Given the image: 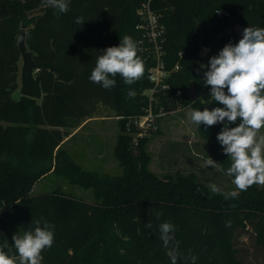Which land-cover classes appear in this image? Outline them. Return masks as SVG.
<instances>
[{"label":"trees","instance_id":"1","mask_svg":"<svg viewBox=\"0 0 264 264\" xmlns=\"http://www.w3.org/2000/svg\"><path fill=\"white\" fill-rule=\"evenodd\" d=\"M141 2L70 0L69 11L58 13L42 0H0V240L7 239L11 246L14 234L41 219L55 226V242L42 253V264H98L100 255L105 264H171L158 227L170 222L178 242L177 264H193L192 256L194 264H250L240 258L236 241L241 232L251 231L264 248V185L225 199L195 173L160 178L149 171L145 140H140L135 155L128 130L138 132L133 120L148 107L142 94L153 86L148 73L154 60L138 52L146 72L132 85L119 75L110 90L89 80L103 50L119 46L125 35L139 44ZM152 8L166 28L167 69L180 66L167 80L170 89L160 94V105L166 111L175 109L167 96L182 91L180 105L196 110L224 107L211 100V88L199 75L201 48L220 52L228 43L238 44L235 26L241 36L247 27L264 28V0H153ZM37 11L41 13L33 14ZM20 27L27 30V45L42 78L41 100L12 97L19 89ZM130 90L134 98L128 96ZM98 103L125 116L116 147L124 168L121 176L85 171L64 149L69 130L92 117ZM223 127L201 125L198 131L226 172L231 160L217 140ZM51 172L92 188L95 202L58 192L33 195L35 185ZM158 212L163 213L159 219ZM149 221L152 229L145 227Z\"/></svg>","mask_w":264,"mask_h":264},{"label":"clouds","instance_id":"2","mask_svg":"<svg viewBox=\"0 0 264 264\" xmlns=\"http://www.w3.org/2000/svg\"><path fill=\"white\" fill-rule=\"evenodd\" d=\"M42 3L58 13L69 11L70 0H42ZM76 22L81 23L80 18ZM139 51L138 43L125 35L119 46L108 47L96 58L89 80L109 90L116 86L117 75L127 85L138 82L146 72ZM209 64L204 72L205 85L211 88V100L224 107L192 110L189 118L197 126L224 125L217 140L231 160L225 174L234 177L235 190L222 193L215 183H210L208 188L212 193L223 194L225 199L238 198L240 192L251 186L264 185V135H260L264 128V28H245L238 44L225 45L217 56L210 58ZM135 95L134 90L128 92L130 98ZM238 120V126L230 127ZM215 163L213 159L206 161L211 167ZM162 214L156 213L157 219ZM32 224L34 227L13 235L14 244L11 246L7 239L0 240V264H42V253L55 242V226L41 219L32 221ZM145 227L152 229L154 226L149 221ZM158 227L159 239L171 264H177L180 254L174 236L175 225L163 222ZM191 259L194 264L196 257Z\"/></svg>","mask_w":264,"mask_h":264},{"label":"rangeland","instance_id":"3","mask_svg":"<svg viewBox=\"0 0 264 264\" xmlns=\"http://www.w3.org/2000/svg\"><path fill=\"white\" fill-rule=\"evenodd\" d=\"M40 13L41 11H37L33 14ZM217 55L218 52L213 51L209 46L201 48L198 65L203 72L199 75L204 77V72L210 67V58ZM20 89L19 82V89L13 93V99H20L22 96ZM192 110L196 109L191 105H179L159 117L152 126L146 127L142 135H139V127H137L138 132H130L129 129L135 155H138L140 140L144 139L145 151L150 157L148 169L160 178L176 175L178 172L186 175L195 173L200 182L207 186L215 183L221 188L222 193L235 190V185L232 183L234 178L225 174L207 141L200 136L198 126L191 122L189 114ZM124 117L118 109L98 103L92 117L83 121L78 128L69 130L72 139L64 145V149L85 171L121 176L124 168L117 158L116 147ZM260 135H264V128L260 130ZM209 159L216 162L214 167L206 164ZM54 192L87 203L95 202L92 188L75 185L64 175L53 172L39 180L33 195ZM252 234L248 231L238 235L236 247L240 251V258L250 264H264V248L256 244L255 235ZM99 258L98 264L106 263L102 255Z\"/></svg>","mask_w":264,"mask_h":264},{"label":"built area","instance_id":"4","mask_svg":"<svg viewBox=\"0 0 264 264\" xmlns=\"http://www.w3.org/2000/svg\"><path fill=\"white\" fill-rule=\"evenodd\" d=\"M152 2L153 0H142L137 10V16L140 20L136 26V30L140 34L139 54L155 61V65L149 69L148 73V79L153 86L142 94L148 99V107L142 116L135 117L133 120L136 127L140 129L139 135H142L141 133L146 127L152 126L159 117L168 112L163 105H160V94L162 92L167 94L166 92L170 89L167 80L173 71L180 69L179 64L173 70L167 69L165 63L166 28L161 23L160 14L152 8ZM237 35L240 39L243 38L241 32ZM182 95V91H177L174 97L168 98L167 96L170 106L176 105L178 107L180 105L178 99Z\"/></svg>","mask_w":264,"mask_h":264},{"label":"water","instance_id":"5","mask_svg":"<svg viewBox=\"0 0 264 264\" xmlns=\"http://www.w3.org/2000/svg\"><path fill=\"white\" fill-rule=\"evenodd\" d=\"M24 2H29L31 0H22ZM27 30L22 28L19 38V50L21 53V66H20V91L21 95L29 97L35 100H41L43 98L42 90V78L38 75V70L36 69V62L34 60V53L29 50L26 41ZM196 100L195 89L192 88L190 93V101L194 102Z\"/></svg>","mask_w":264,"mask_h":264},{"label":"crops","instance_id":"6","mask_svg":"<svg viewBox=\"0 0 264 264\" xmlns=\"http://www.w3.org/2000/svg\"><path fill=\"white\" fill-rule=\"evenodd\" d=\"M21 27H20V32H21ZM233 31L235 32V33H239V32H241V29H240V27H238V26H235L234 27V29H233ZM19 38H20V34H19V36H18V47H19ZM20 51V50H19ZM20 66H21V59H20ZM71 137V136H70ZM68 138L67 140H66V143H68L72 138Z\"/></svg>","mask_w":264,"mask_h":264}]
</instances>
